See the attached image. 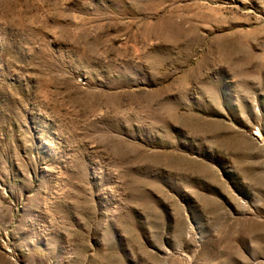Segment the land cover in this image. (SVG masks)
Listing matches in <instances>:
<instances>
[{
  "label": "rangeland",
  "instance_id": "rangeland-1",
  "mask_svg": "<svg viewBox=\"0 0 264 264\" xmlns=\"http://www.w3.org/2000/svg\"><path fill=\"white\" fill-rule=\"evenodd\" d=\"M0 264H264V0H0Z\"/></svg>",
  "mask_w": 264,
  "mask_h": 264
}]
</instances>
